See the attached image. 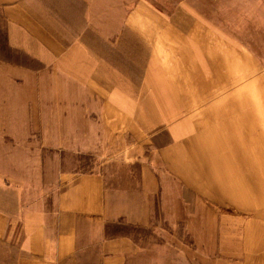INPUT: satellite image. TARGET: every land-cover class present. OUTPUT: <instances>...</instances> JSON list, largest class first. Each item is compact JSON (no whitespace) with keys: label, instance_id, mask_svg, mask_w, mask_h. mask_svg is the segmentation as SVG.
Returning <instances> with one entry per match:
<instances>
[{"label":"crops","instance_id":"1","mask_svg":"<svg viewBox=\"0 0 264 264\" xmlns=\"http://www.w3.org/2000/svg\"><path fill=\"white\" fill-rule=\"evenodd\" d=\"M30 1L0 0V43L26 59L0 57V264H186L173 222L204 218L223 220L220 264H264V103L215 27L50 33ZM127 29L147 52L135 74Z\"/></svg>","mask_w":264,"mask_h":264},{"label":"rangeland","instance_id":"2","mask_svg":"<svg viewBox=\"0 0 264 264\" xmlns=\"http://www.w3.org/2000/svg\"><path fill=\"white\" fill-rule=\"evenodd\" d=\"M28 5L42 12L44 26L50 33L56 30L57 24L61 29L69 27L75 29V25L94 27L102 23L101 27L110 29L117 24L121 25L122 20L130 18L136 22L134 26L139 28L140 33L142 34L144 29L146 31L144 35L147 36L149 31L147 27L154 28L151 23L148 25L152 20L171 19L192 24L194 21H205L206 26L215 27L214 31L219 33L220 53L230 55V60L235 58L237 88L244 84L249 86L252 100L264 103V0H32ZM139 7L155 10L157 17L153 19L141 9V12L131 18L133 11ZM152 30H155L157 36H161L164 35L165 29L161 25L159 28L155 26ZM89 33L92 42L97 44L100 40L98 33L96 31ZM141 34L138 35L135 30L130 29L124 30L122 34L125 39H132L133 42V46H124V49H127L121 50L123 54L131 49L138 55L137 57L124 55V58L136 60L138 63H134L133 74L145 66L147 52L143 50L142 42L136 41ZM3 38L4 33L0 30V40ZM234 42L235 44H232ZM226 43L231 44V47L235 46V57L233 50ZM108 51L110 52L109 47ZM4 55H11L13 63H20V59H23L19 52L5 49L2 42L0 57ZM23 60L26 62L25 58ZM223 80L224 78H221V81ZM92 104L96 103L92 101ZM97 159L77 156L76 167H80L81 164L88 165ZM0 160L4 159L0 157ZM187 192L188 196L184 194V198L189 205V214L193 215L194 199L191 192ZM221 219L204 218L203 221L193 219L187 222H173L170 236L173 250H182V254L178 255H181L186 264H220L224 255L221 239L213 234L212 228L216 226L220 228L223 225Z\"/></svg>","mask_w":264,"mask_h":264}]
</instances>
